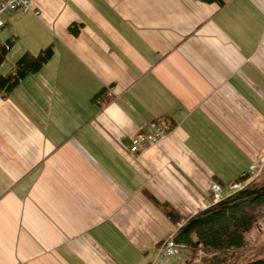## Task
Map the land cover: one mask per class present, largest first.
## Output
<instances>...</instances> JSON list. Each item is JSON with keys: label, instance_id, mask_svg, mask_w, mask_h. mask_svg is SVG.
Here are the masks:
<instances>
[{"label": "crops", "instance_id": "crops-1", "mask_svg": "<svg viewBox=\"0 0 264 264\" xmlns=\"http://www.w3.org/2000/svg\"><path fill=\"white\" fill-rule=\"evenodd\" d=\"M7 43L53 55L0 91V264H149L264 162V0H33Z\"/></svg>", "mask_w": 264, "mask_h": 264}, {"label": "trees", "instance_id": "trees-1", "mask_svg": "<svg viewBox=\"0 0 264 264\" xmlns=\"http://www.w3.org/2000/svg\"><path fill=\"white\" fill-rule=\"evenodd\" d=\"M9 46L7 43L2 47L0 61ZM52 55L51 46L37 55L24 53L13 72L0 73V91H12ZM235 181L242 182L240 189L196 213L173 234L186 251L184 264L203 260L211 264H264V167L256 176L249 172Z\"/></svg>", "mask_w": 264, "mask_h": 264}, {"label": "built area", "instance_id": "built-area-1", "mask_svg": "<svg viewBox=\"0 0 264 264\" xmlns=\"http://www.w3.org/2000/svg\"><path fill=\"white\" fill-rule=\"evenodd\" d=\"M33 0H0V29L4 25V17L15 11H27L31 8ZM148 131L138 134L133 138L129 147L132 155L143 151L149 145L160 141L167 134L165 127L158 123H149ZM264 167V162L254 163L250 167V173L256 176ZM242 187V182L235 181L229 185L228 189H224L219 183L211 185V204L217 203L224 199L226 194L231 193ZM181 246L175 240L173 234L169 235L162 241L156 251L155 258L149 264H169L168 259L177 255Z\"/></svg>", "mask_w": 264, "mask_h": 264}, {"label": "rangeland", "instance_id": "rangeland-1", "mask_svg": "<svg viewBox=\"0 0 264 264\" xmlns=\"http://www.w3.org/2000/svg\"><path fill=\"white\" fill-rule=\"evenodd\" d=\"M261 227L264 229V222L261 223ZM182 255H183V257H182L183 260H181L182 261L181 264H184L185 261H186L185 258L187 257L185 251L181 252V253H178L177 255H175V256H173L171 258H180ZM170 262H171V259H168V263H170ZM197 264H211V263L203 260V261L198 262Z\"/></svg>", "mask_w": 264, "mask_h": 264}]
</instances>
